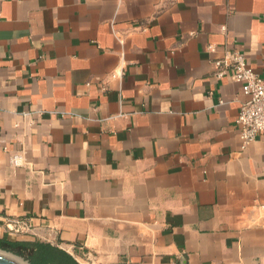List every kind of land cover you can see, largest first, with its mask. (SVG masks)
<instances>
[{"label":"crops","instance_id":"1","mask_svg":"<svg viewBox=\"0 0 264 264\" xmlns=\"http://www.w3.org/2000/svg\"><path fill=\"white\" fill-rule=\"evenodd\" d=\"M225 51L264 79V0H0V239L264 264V135L242 148Z\"/></svg>","mask_w":264,"mask_h":264},{"label":"built area","instance_id":"2","mask_svg":"<svg viewBox=\"0 0 264 264\" xmlns=\"http://www.w3.org/2000/svg\"><path fill=\"white\" fill-rule=\"evenodd\" d=\"M217 69V76L229 74V77L241 86L243 95L247 100L240 105L238 115L234 121L235 127L244 148L250 142L264 135V79L255 73L244 57L231 51H225L222 58L213 62ZM113 73L111 77L121 76ZM19 158L13 156L12 164L17 165ZM10 231L26 230V225L15 221L11 224Z\"/></svg>","mask_w":264,"mask_h":264},{"label":"trees","instance_id":"3","mask_svg":"<svg viewBox=\"0 0 264 264\" xmlns=\"http://www.w3.org/2000/svg\"><path fill=\"white\" fill-rule=\"evenodd\" d=\"M0 250L22 257L29 264H76L74 259L65 252L40 241L20 242L2 238Z\"/></svg>","mask_w":264,"mask_h":264},{"label":"water","instance_id":"4","mask_svg":"<svg viewBox=\"0 0 264 264\" xmlns=\"http://www.w3.org/2000/svg\"><path fill=\"white\" fill-rule=\"evenodd\" d=\"M0 264H29L23 262L19 256L0 250Z\"/></svg>","mask_w":264,"mask_h":264},{"label":"rangeland","instance_id":"5","mask_svg":"<svg viewBox=\"0 0 264 264\" xmlns=\"http://www.w3.org/2000/svg\"><path fill=\"white\" fill-rule=\"evenodd\" d=\"M6 252V251H5ZM9 253V252H8ZM12 254V253H11ZM20 259L23 261V262H27V260H25L24 258L20 257Z\"/></svg>","mask_w":264,"mask_h":264}]
</instances>
